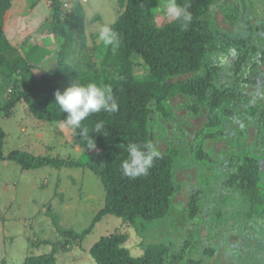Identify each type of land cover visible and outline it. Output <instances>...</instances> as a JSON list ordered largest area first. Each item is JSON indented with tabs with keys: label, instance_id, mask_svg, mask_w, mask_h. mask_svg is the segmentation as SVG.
Wrapping results in <instances>:
<instances>
[{
	"label": "trees",
	"instance_id": "obj_1",
	"mask_svg": "<svg viewBox=\"0 0 264 264\" xmlns=\"http://www.w3.org/2000/svg\"><path fill=\"white\" fill-rule=\"evenodd\" d=\"M161 1L166 0L116 1L118 15L108 25L121 40V52L115 56L110 47L95 42L90 46L84 6L78 0L71 4L68 0H0V117L15 115L17 108L24 106L44 124H60L67 114L54 103V94L75 82L109 87L118 104L117 112L102 111L82 122L88 128L87 140L80 135V129L64 128L71 130L75 143L82 148L79 159L52 157L24 144L4 151L6 132L0 125V161L14 162L21 170L45 166L56 170L88 169L100 180L103 206L80 232L58 229V214L51 203L47 206L53 225L66 243H80L105 215L120 218L142 238L150 225L164 221L155 234L172 237L170 244L150 241L142 247V254L134 255L125 246L126 233L114 231L90 246L88 251L95 264H204L205 256L215 253V248L221 251L217 244L199 250L201 259L194 260L185 256L191 247L188 239L180 245L175 243L177 237L183 236L179 231L188 222L200 221L199 205L203 201L217 199L206 221L222 229L231 225L230 233H225L229 245L237 242L250 226L259 225L258 234L264 231V168L260 166L264 160V137L259 127L264 125V108L259 111L257 107L237 105L244 69L249 64L248 53L258 47L248 45L249 38L229 36L242 21L240 4L252 2L220 0L213 17H207L215 0H177L182 6L190 5L188 10L193 17L188 29L181 31L179 21L156 24L154 9ZM42 3L44 9L37 10ZM48 9L49 19L38 28L47 38L35 43L28 40L20 48V40L36 30L38 22L48 16ZM248 15L252 25L254 13L250 10ZM259 27L264 31V21L259 22ZM90 35L93 40L95 35ZM54 37L58 39L57 47ZM42 42H47V48L40 45ZM226 43L242 52L233 68L236 83L231 84L223 82L221 69L213 65L210 57ZM135 55L142 60L139 64L144 67L143 74L133 71ZM44 57L52 58L53 66L41 69L37 78L34 69ZM152 109L158 112L162 123L174 121L183 132L192 128L193 120L201 123L193 134L186 132L177 134L175 140H162L164 146L159 149L150 140V128L155 127L149 123ZM250 111L253 117H245ZM235 116L244 119L243 130L234 123ZM97 123L103 124L100 132L94 131ZM228 125L234 127L231 135L223 132ZM212 140H221L225 145L215 146ZM93 141L95 148L88 149ZM149 142L160 153L149 175L135 179L123 176L120 166L128 157L127 145ZM190 167L193 172L189 177L196 189L177 208L174 197L179 176ZM165 225L172 230L166 231ZM43 242L52 245L51 251L23 254L20 264H55L57 244ZM233 252L239 253L237 249Z\"/></svg>",
	"mask_w": 264,
	"mask_h": 264
},
{
	"label": "rangeland",
	"instance_id": "obj_2",
	"mask_svg": "<svg viewBox=\"0 0 264 264\" xmlns=\"http://www.w3.org/2000/svg\"><path fill=\"white\" fill-rule=\"evenodd\" d=\"M68 1L71 4L76 0ZM78 1L84 6L90 46L92 42H95L106 48L102 41L98 39V29L103 25L108 26L116 19L118 8L115 3L117 0ZM251 2L252 5L240 4L241 12H243L242 21L236 25L234 32L229 36L232 38L240 37V39L249 38L248 45L258 47L252 54L248 53L249 61L247 62L249 64L244 69L237 105L247 108L257 107L259 111H263L264 59L261 57H264L262 52L264 50V31L260 29L259 22L264 21V0H251ZM165 3L166 1H161L154 9L153 15L157 25L172 21L166 16ZM218 3H220V0H215L210 5L207 17H213V14L217 11ZM64 5L63 8H68L67 5L66 7ZM43 9L44 3L39 5L37 10L41 11ZM250 10L254 13V18L250 19L252 25L248 22V12ZM48 12L49 9L46 14L48 16L38 22L36 30L25 39L20 40V42L22 41L20 48L26 45L28 40L35 43L34 41H42L40 38H47L38 28L46 22V19H49L50 12ZM95 16L98 19H94ZM90 33L95 35L93 40ZM54 38L56 41L55 47H57L58 39ZM46 44L47 42L43 44L44 48H47ZM120 52L121 48L119 46L114 55L117 56ZM241 55L242 52H238L228 43L224 44L222 49L210 55L213 65L221 69L220 77L224 83H236L233 68L236 59ZM46 58L44 57L37 64V68L34 69L37 78L41 76V69L53 66L52 58L47 59L48 62L45 64ZM132 60L134 61V73L136 75L143 74L145 72L144 67L139 64L142 63V60L136 55L132 56ZM151 104L153 105L154 101ZM17 109L15 115L11 114L7 118L0 117V125L6 132L4 151L18 148L21 144H24L32 147L35 152L41 151L43 154L52 157L63 156L69 157L71 160L81 157L82 148L77 142L75 143L71 130L60 128V124L57 122L44 124L32 117L24 106ZM252 113L253 111H250L245 117H253ZM233 118L234 123L237 125L239 123L238 128L243 130L245 128L244 119L238 116ZM149 123L155 126L154 129L150 128V140L160 149L164 146L162 140H175L177 134L186 135V132L193 134L201 121L193 120L192 128L183 132L174 121H170L168 124L162 123L158 112L152 109ZM182 127L187 128L185 125H182ZM259 127L264 137V125H259ZM253 129L257 131L256 128ZM253 129L249 128L248 130L252 132ZM223 132L231 135L234 133V127L231 125L224 126ZM211 143L215 146L225 145L221 140H212ZM215 150L218 151L219 149L215 148ZM260 166L264 168V160L261 161ZM192 172L193 168L190 167L183 174L180 173V185L177 187L174 197L177 208H180L182 200L187 201V196L196 189L193 178L189 177ZM103 199L104 190L101 182L88 169L62 168L56 170L50 166H45L35 170H21V167L14 162L0 161V264H20L23 254L48 253L51 251L52 245L43 241L57 244L55 264H95L88 251L90 246L101 236L109 235L114 231L126 233L125 246L134 255L142 254V247L150 241L155 243L165 242L167 244L172 241L169 234L166 236H156L155 234V232L160 231L164 221L150 225L145 237L142 238L134 227L124 224L120 218L105 215L99 222L94 224L92 231L80 243L74 241L66 243L65 237L60 236L47 211L49 203H51L53 211L55 210L54 212L58 214V229H72L75 232H80L90 224L96 212L102 208ZM216 200L201 202L199 205L200 221L188 222L179 231L183 236L181 238L177 237L175 243L180 245L182 240L185 239H188V244L191 243V247L185 252L186 258L199 260V250L208 249L217 244L221 251L215 248V253L211 256H205L204 264H252V262L254 264H264V231L261 234L256 232L259 225L247 228L236 239L237 242L230 245L227 244V234L225 233H230L231 225L224 227V229L220 225H208L206 221L207 214L215 206ZM163 228L169 232L172 230V227L167 225ZM216 233H220V236H213ZM36 243L37 246H34ZM195 245H197V248H195ZM236 249L239 253L233 252ZM221 257L223 258L222 261L220 260Z\"/></svg>",
	"mask_w": 264,
	"mask_h": 264
},
{
	"label": "clouds",
	"instance_id": "obj_3",
	"mask_svg": "<svg viewBox=\"0 0 264 264\" xmlns=\"http://www.w3.org/2000/svg\"><path fill=\"white\" fill-rule=\"evenodd\" d=\"M190 5L182 6L177 0H166L164 10L166 16L180 22L181 31H186L192 21V13L188 10ZM98 39L105 47H110L115 53L121 43L119 33L107 25L98 29ZM54 103L58 105L62 113H66L64 120L60 122V128H71L73 131L80 129V135L88 139V128L82 122L93 114L100 112L115 113L118 104L113 97L111 89L107 86L98 85L94 82L81 84L75 82L66 87L63 92L57 90L54 94ZM102 123L95 125L94 131L100 132ZM95 148L94 141L88 149ZM128 157L121 162L122 175L128 178L145 177L153 167L154 160L160 158V153L152 143L127 145Z\"/></svg>",
	"mask_w": 264,
	"mask_h": 264
}]
</instances>
